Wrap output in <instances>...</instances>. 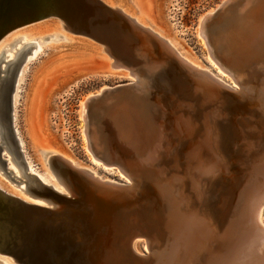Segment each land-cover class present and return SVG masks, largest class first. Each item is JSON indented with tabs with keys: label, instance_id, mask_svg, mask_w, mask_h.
Wrapping results in <instances>:
<instances>
[{
	"label": "bare ground",
	"instance_id": "6f19581e",
	"mask_svg": "<svg viewBox=\"0 0 264 264\" xmlns=\"http://www.w3.org/2000/svg\"><path fill=\"white\" fill-rule=\"evenodd\" d=\"M96 1L108 9L121 14L126 19L130 20L136 27L154 36L177 59H179V61L197 74L203 72L210 75L217 82L231 89V91L240 92L241 97L248 94L252 95L255 88L258 87V89L255 90L256 95L254 100L246 99L244 104H237L238 108H236L238 112L234 113L231 119V123L235 125V130L233 129L230 132L232 136L235 135L236 141L234 140V142L232 140L233 138L229 135V140H226L224 144L220 142L219 136L221 134L218 128L219 122L215 118L217 113H215L214 110L204 109V102L197 105L192 103L189 104L188 102L183 105L181 104L184 108L183 111L179 113V109L175 110V114L173 115V110L170 112L172 113L171 117L164 114L165 118L162 117L163 114L161 116L160 104H157V108L160 112L154 114L152 117L154 118L153 120L156 123V127L154 126V129H150V135H148L151 136V140L147 142V145H144L143 148L140 149H131L130 151L123 150V154H126V158L128 159L124 161L120 160L119 166L105 164L97 157L95 152L98 150V147L103 148L104 146V148H107L108 145L103 142V139L106 140L107 137H109L110 142L113 141V139L114 142H116L114 132L108 130L109 128H102V125L98 124L99 120L96 123H91L98 124L100 129L90 126L86 117L88 103L90 104L91 101H94L93 99H97L100 94L109 92L110 87H104L96 92L94 96H87L79 106V108L81 107L79 117L83 123L82 137L85 142L86 152L91 155L89 163L79 161L71 153L38 148L30 138L27 144L29 145V150L27 151H31V153L34 154L40 153L42 157L49 156L46 161L49 171H51L49 168L50 162L52 163L55 161L58 163V161H62L68 167L77 171L78 175L90 182H105L110 184L122 183L125 185H133L134 183L136 186L138 177H143L145 180L153 179L156 183H161L158 191L159 202L161 203V214L159 213V216L161 215V226L159 229V235L161 234L162 237L160 239L161 241H159V243L157 241H150L151 237L145 235L146 241L144 239L142 243L139 241L140 238H142V235H140L129 244L124 243V255L132 264H264V252H261V248H264V78L261 79V77H263L262 75H264V5H258V9L255 8L252 10V7L258 0H241V5L238 4L237 0H222L212 11L201 16L199 18L200 22H198L199 25L197 26V36L205 47L207 57L206 64H200L189 60L188 57L181 52L178 44L174 40L165 37L152 25V23H150L146 14L141 9L140 0ZM219 16L224 21L221 26V36H219L217 31L221 25L220 23L216 25L217 27H213V31L215 30L218 34L217 42L215 43L214 40L209 42L206 28L209 22H212L213 19ZM248 17L251 19H247ZM49 18L53 17L34 19L7 31L0 38V47L3 43L9 41L8 36L6 37L8 33L23 27L27 29V26L47 20L48 23L50 20L57 27H59L60 24V26L69 32L68 28L64 27L57 19L55 20L58 22ZM44 25L42 24L39 26ZM228 26L238 31L234 30L236 31L234 34L232 30L231 35L227 32L229 29ZM36 27L37 26H35V28ZM21 32L23 34L19 35L17 31L21 38L27 37L32 40L39 36L38 32L32 28L27 31L24 30V32L21 30L20 33ZM79 37L86 38L81 35H79ZM89 40L93 41L92 39ZM93 42L97 43L96 41ZM214 44H217V51H214L215 48L212 49ZM99 45L100 46H96L86 40L77 38L71 41L69 47H71V50L78 49L95 53L106 62V75L122 76L128 78L130 84H136L137 76H135V74L129 75L127 69L117 62H114L108 50L101 44ZM211 45L213 46L211 47ZM29 50L32 51L29 54L31 59H34L41 52L37 43L30 42L29 45L28 42L23 41L19 47L15 48V51L13 50V54L7 53L8 55L5 56L7 62L4 61V66L0 67V111L2 110L1 103L6 88L11 80L12 71L21 63H26L28 61L26 55ZM103 53L107 55L108 58L106 56L101 57V55H104ZM231 55H233L234 60H240L239 62L244 65V71L238 73L234 72L224 64L222 57L226 58L228 56V58H231ZM253 58L257 59V61H251ZM244 60L252 63L247 65L243 62ZM2 62L3 61L0 59V65ZM20 67V69L18 68L16 70L19 71L18 74L16 72L12 96L9 97L10 121L19 151L22 152V157L24 156L23 161L26 162L28 157L25 155L29 154L30 158L32 154H25V152H27L24 151L25 142L22 139V134L20 135V132L16 129L17 127L15 124L17 107H15L14 99H16V95L18 94V82L21 80L20 77L23 66ZM225 76L231 80L232 84H227L224 80ZM240 86H245L246 88L242 90L239 88ZM134 88H136V86H132L131 89ZM241 90L246 93L242 95ZM137 105V102L132 105L133 107L130 108L129 114L133 121L135 120L141 123L139 114L136 111L139 106ZM101 112L102 111L99 112L100 115ZM114 119L115 118H113V120ZM237 119H240L239 122ZM253 122H255V125ZM240 124L246 126L251 125L252 127H249L254 129L249 132L248 130L250 129H248V127L247 131H245L246 129L243 127L245 129L243 131L246 132V136L244 137L248 138V141L245 140L246 138L244 139V134L242 135L241 133L242 127ZM151 125H154V123H151ZM258 127L262 128L260 129ZM171 135H174V137ZM4 136V128L0 119V145L4 147V150H8L9 146ZM145 142L143 143L145 144ZM163 142L167 144L170 142V147L175 151V155L173 154V157H170V161L167 155L170 148L169 146L167 147V145L165 146ZM235 143L241 146L239 145L238 149L234 151ZM229 148L232 149L231 152H229ZM142 149H148V151L144 150L147 151L146 157L144 156L145 153L141 156L145 157V160H139L137 157ZM33 159L35 158L31 160ZM180 161H182V163ZM239 161L243 164L246 172H251L249 177L247 176L248 178L242 177L240 178L242 181L237 182L232 176L224 177L222 175L225 173L224 170L226 166H228L229 169L227 170L230 172L233 169L231 162L239 163ZM172 163L173 166L174 164L175 166L171 167V169H174L173 171L175 173H169L167 175L165 170L167 169L166 171H169V167ZM177 163L178 165L182 164L178 170L179 173L182 174L184 171L187 174L186 176L190 175L191 177L188 176V178H186V176L184 177L182 175V177H179L176 174L178 168ZM26 164L25 167L27 172L34 174L31 168H29V165L27 167ZM161 164H166L167 167L162 173H160V167L158 169L157 166ZM15 165H17V163ZM99 168L107 174L117 173L118 177L122 180L118 182L111 180L106 175L98 174L97 170ZM21 174H23V172H21ZM34 175L42 184L49 186L57 193L64 194L66 192L64 189L66 187L62 186L63 184L60 185L56 178L55 184L54 182H50L52 180L48 181L46 177L45 179L37 174ZM52 175L54 176L53 173ZM26 177L27 176H25V178ZM225 180L227 181L225 182ZM221 182H223L222 188H220L218 197L215 198L216 195H213V190ZM23 183H25V186H22L20 191L28 198L11 192L1 181L0 191L27 204L46 207L47 204L44 200L50 201V199L37 192L35 186L28 181V178H26ZM238 183H240V185H238ZM235 185L238 186L236 189H233ZM230 188L231 194L227 197V190ZM72 190L74 192L73 188ZM154 203L157 204V201L155 202L154 200L149 205H152L153 213L155 214L156 208ZM226 204H229L226 211L227 215L232 212L233 207L237 208L234 218L231 221H227L226 213L225 215H220ZM144 205L148 204L144 203ZM212 208L216 213L212 211ZM154 220L157 219L154 217ZM145 246L148 255L143 254L142 249H145ZM152 246H154L155 251L151 250ZM162 247L163 250H161ZM146 258L151 259V261L148 262Z\"/></svg>",
	"mask_w": 264,
	"mask_h": 264
},
{
	"label": "water",
	"instance_id": "95a60500",
	"mask_svg": "<svg viewBox=\"0 0 264 264\" xmlns=\"http://www.w3.org/2000/svg\"><path fill=\"white\" fill-rule=\"evenodd\" d=\"M46 17L57 19L73 35L85 36L101 44L114 62L124 66L129 75L137 76L136 88L131 89L132 86L125 83L113 91L127 92L139 101L136 111L144 123L150 120L145 121L143 117L155 114L156 104H160L161 116L165 118L164 114L171 117L173 110V115L175 110L183 111V101L194 105L204 102V107L217 113L216 120L225 125L228 132L226 124L232 116L229 108L245 103L246 99L252 100L250 95L241 97L240 92L231 91L206 73L190 70L154 36L96 0H0V38L19 25ZM12 81L11 75L0 111L4 138L9 146L5 152L36 191L50 201L43 199L46 207L27 204L0 191V257H7L15 264H112L123 261L124 243L129 244L140 235L145 241V235L151 237L150 241H159L161 203L158 191L161 183L143 177H138L136 186L134 183L90 182L64 162L53 161L49 168L57 182L66 187V192L60 194L26 171L10 121ZM242 90L243 95L246 92ZM132 105H128L127 113ZM99 121L102 128L112 126L108 119L103 122L100 118ZM111 129L114 131L113 127ZM226 135L229 137L228 133ZM108 145L107 148L98 147L95 152L103 163L119 166L120 160L128 159L115 143ZM3 149L0 145V170L10 181L19 183L18 178L8 176L11 171L5 168ZM154 200L157 204L154 203L156 213L153 216L157 220L147 217L152 205H144ZM233 218L229 216V220ZM151 250L155 251L154 246ZM261 250L264 252V248Z\"/></svg>",
	"mask_w": 264,
	"mask_h": 264
},
{
	"label": "rangeland",
	"instance_id": "374dc122",
	"mask_svg": "<svg viewBox=\"0 0 264 264\" xmlns=\"http://www.w3.org/2000/svg\"><path fill=\"white\" fill-rule=\"evenodd\" d=\"M221 1L222 0H140V3L142 6L141 9L146 14L147 19L150 21V23H152V25L155 26V28L159 30L165 37L174 40L178 44V47L181 50V52L184 53V55H186L189 60L200 64L201 63L206 64L207 52L205 50L202 41L197 36V30H198L197 26L199 25L198 22H200L199 18L203 16L205 13L212 11ZM237 2L239 5H241L242 3L241 0H237ZM258 5L259 6L264 5V0L256 1L254 6L252 7V10H254L255 8L258 9L259 8ZM49 19L55 20L53 18H49ZM247 19H251V18L248 17ZM55 21L58 22L57 20ZM45 22L33 24L34 26L33 25L27 26L28 27L27 29L26 27L19 28L17 30H14V32L12 31L8 33L6 37L8 36L9 41L3 43L0 47V59L1 61H3L0 67L4 66V61H6L5 56L11 53L13 54L15 48L19 47L23 41L28 42L29 45L30 42L37 43L39 48L41 49V52L39 53L40 55L38 54L34 59L30 58L29 54L32 51L29 50L26 55V58L28 59L29 62L27 61L26 63H21L17 68L15 67L14 70L12 71L13 72L12 76L14 79L11 84L12 88L9 97L12 96V90L14 85L13 83L15 81L16 72L18 74L19 71L16 70L18 68L20 69L21 68L20 66H23L22 74L20 77L21 80L18 82V87H17L18 89L17 90L18 94L16 95L17 100L14 99L15 100L14 104L16 105L15 107H17L16 119H15L16 120L15 124L17 127L16 129L18 130V132H20V135L22 134L21 135L22 139L25 142L24 151L29 150L28 149L29 145H27L29 142L28 140L32 139L38 148L71 153L79 161L83 163H89V161L91 160L90 159L91 155L86 152L85 142L82 137L83 123L79 117V113L81 112V107L79 108V106L81 102H83V100L86 99L87 96L90 95L94 96L96 92H98L100 89L104 87H110L109 92L104 93V95L100 94L99 97L102 95L103 96L100 99H98V101L97 99H93L94 101H91V103L90 104L88 103L87 105L86 117L88 124L97 129H100V126L98 125L99 123L94 124L91 122L96 123L100 118L103 119V122L104 119L110 120L112 124L111 127H113L114 130L113 132L116 142L108 141L107 143L106 140L104 139L103 142L106 145L115 143L118 149H120L121 151L140 149L143 148L144 145H147V142L151 140L150 139L151 136H149L150 129H154L156 127L155 125L156 123L153 120L154 118H152L154 114L151 113L150 115L143 117L145 121H148V119L150 120V118L152 119L147 123H144L140 116L139 118L141 123L136 122L135 120L133 121L132 117L129 114L130 112L127 113V106L130 103L134 105L137 102V99L131 98V96L127 95L128 94L127 92L119 93L113 91V89L116 86L118 87V85L120 84L127 83L126 85H129L130 83L128 82V78L122 76L106 75L105 74L106 62L103 59H101L98 55L86 50H78V49L71 50V47H69L71 41H74L77 38L86 40L87 42L92 43L96 46H100L99 44L89 39L82 38L69 33L62 26H60V24L59 27H57L50 20L49 23L48 20ZM223 22L224 21L220 16L213 19L212 22H209L206 28V34L209 42L213 40L215 41V43L217 42L218 34L219 36H221V32H222L221 26L223 25ZM220 23L221 25L217 30L218 31L217 34L215 30L213 31V27ZM38 24L39 25L45 24V25L39 26ZM35 26L37 27L35 28ZM31 28L36 30L39 36L33 38L32 40L28 39L27 37L21 38V36H19L20 34H23L22 32L20 33L21 30L24 32V30L26 31L29 29L31 30ZM228 28L229 29L227 32H229V34L231 35H232V30L233 31L237 30L235 28L231 29L230 26H228ZM235 33L236 31H234V34ZM212 46L213 45H211V47ZM212 49H214V51L215 50L217 51V44L216 45L214 44ZM102 56L107 57V55L105 54L101 55V57ZM231 56H232L231 58H228V56L226 58L222 57L224 64L234 72L238 73L240 71L241 72L244 71V65H242V63L239 62L240 60L239 59L238 61L234 60L233 55ZM251 61L256 62L257 59L253 58ZM243 62H245L247 65L252 63V62H246L245 60ZM262 76L263 77H261V79L264 78V75ZM224 80L227 82V84L229 83L232 84L231 80L228 77L225 76ZM130 85L135 87V83L133 85L132 84ZM257 89L258 87L255 88V90ZM255 90L253 91L252 95L248 94L252 97V100H254V97L256 95ZM137 103L138 105L140 104L139 101ZM184 103H186V101ZM241 104L244 103H239L238 105ZM236 107L238 108L237 105L232 106L233 109L229 108L232 114V116L230 117L231 119L234 116V113L238 112V109ZM205 108L210 110V108L208 107H204V109ZM100 111H102L101 115L99 114ZM159 112L160 111L157 108V104H156V111L154 113L156 114ZM110 113H113V115L109 116ZM225 116H227V114H225ZM113 118L115 119L113 120ZM231 119H229V123L227 122L228 125L226 124L228 132H226V129L224 128L225 125L218 124V126L220 125L218 127L220 128L219 131H222V134L219 137V140L222 144H224L226 140H229L228 139L229 137H227L226 133H228L233 138L232 139L233 141L234 140L236 141L235 135L232 136L230 134V132L233 129L235 130L234 128L235 125L231 123ZM239 120L240 119H237L238 122ZM151 123L152 124L154 123V125H151ZM253 124L255 125V122H253ZM240 126L242 127L241 133L242 135L244 134L243 137L246 136L245 131H247V127L248 129H250L248 130L249 132H251V130H254L253 128H251L252 127L251 125L246 126L240 124ZM111 127L108 130L112 131ZM171 136L174 137V135ZM245 138L246 137H244V139ZM245 140L248 141L249 139L246 138ZM143 142H145V144ZM163 143L165 146L167 145V147L169 146L170 148L167 152L170 161L171 159L170 157H173V154L175 155V151L173 150L172 147H170V142L169 144L165 142ZM236 144L237 143H235L234 151L238 149V146L240 145V144L239 145ZM229 149H230L229 152H231L232 149L231 148ZM144 150L148 151V149H144ZM144 150L142 149L141 153L137 156L139 160H145L147 151ZM27 153H30V155L32 154L30 157L31 159L32 158L35 159L31 160L29 158V154ZM25 154L28 155V156L25 155L26 157H28L27 158L28 162L24 161V163L25 164L28 163L26 164L27 167L29 165V168H31L34 174L42 176L43 178L46 177L48 181L52 180L50 182L55 183V177L52 175L51 171H49L46 165V161L48 160L49 156L42 157L40 153L34 154L31 153V151H27L25 152ZM2 155L4 157V160L6 161V166H5L6 170L11 171V173L8 175L9 178L16 177L19 179L18 180L19 183H16L17 181H13V182L10 181L7 177L3 175L2 170H0V181L9 190H11V192L17 193L20 196H23L24 198H28L24 193L20 191V188L22 186H25V183L23 182L26 179L25 176L21 174L22 172L21 169L19 168L18 165H15L16 163L13 160L10 161V156L5 152L4 149L2 151ZM143 155L145 157H141ZM180 162L182 163V161ZM234 163L235 162H231L232 164L231 166H233V169L230 172L227 170L229 169L228 166H226V168L224 167L225 173H223L222 175L224 177L232 176L236 179L237 182H241L242 180L240 178L242 177L248 178L251 172L249 173L245 171L243 164H241V161H239V163L238 162L235 164ZM181 165L182 164L178 165L176 174L179 177L181 175L185 177L187 174L184 171L182 174H180L178 171ZM157 166L158 169L160 167L161 170L160 173H162V171L167 168L166 164L165 165L161 164ZM174 166L172 163V165L169 167V171H166L167 170L166 169L165 173L167 175L169 173L170 174L175 173L173 171L174 169H171V167ZM97 172L98 174L106 175L111 180H115L118 182L122 180L121 178L118 177V174L115 172L107 174L102 170H100V168L97 170ZM21 175L23 176L21 177ZM188 176L191 177L190 175ZM188 176H186V178H188ZM226 181L227 180H225V182ZM222 185L223 182L218 184L217 187L219 188V190L217 187L215 188L216 190L212 189L214 191L213 195L214 196L216 195L215 198L218 197ZM223 192L225 193L224 190ZM230 192H231V188L227 190L228 193L227 197L230 196L231 194ZM228 206L229 204H226V206L221 211L220 215L222 216L225 215L226 213L228 219L227 221H231L229 220V216H234L237 208L233 207L232 212L227 215L226 211L228 209ZM150 207L148 209L149 211L146 214L147 217H152L154 219L153 209L152 207L151 208ZM212 211L216 213L213 208ZM157 238L159 241H161L160 240L162 238L161 234L158 235ZM139 241L143 243L144 240L140 239ZM159 241L157 242L159 243ZM142 250H143V254L148 255L146 251V246L145 249ZM161 250H163V248ZM123 258L124 259L122 262L116 261L112 264H132L130 263V261H128L125 255ZM0 261H1L0 264H15L11 259L7 257H0Z\"/></svg>",
	"mask_w": 264,
	"mask_h": 264
}]
</instances>
